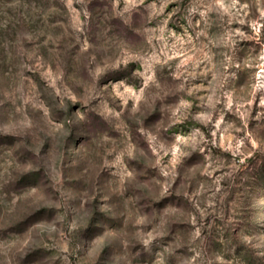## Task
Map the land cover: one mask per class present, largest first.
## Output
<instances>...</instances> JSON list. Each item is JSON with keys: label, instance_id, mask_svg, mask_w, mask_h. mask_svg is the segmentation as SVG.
I'll use <instances>...</instances> for the list:
<instances>
[{"label": "rangeland", "instance_id": "obj_1", "mask_svg": "<svg viewBox=\"0 0 264 264\" xmlns=\"http://www.w3.org/2000/svg\"><path fill=\"white\" fill-rule=\"evenodd\" d=\"M0 264H264V0H0Z\"/></svg>", "mask_w": 264, "mask_h": 264}]
</instances>
